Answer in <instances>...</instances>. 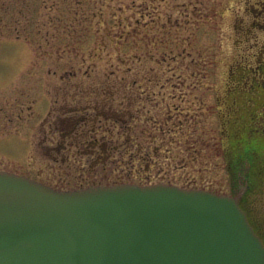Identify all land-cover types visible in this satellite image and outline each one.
<instances>
[{"label":"rangeland","instance_id":"374dc122","mask_svg":"<svg viewBox=\"0 0 264 264\" xmlns=\"http://www.w3.org/2000/svg\"><path fill=\"white\" fill-rule=\"evenodd\" d=\"M248 20L238 0H0V171L55 190L235 196L264 246V135L247 119L254 100L227 92L264 41ZM69 116L87 121L65 137L56 121Z\"/></svg>","mask_w":264,"mask_h":264},{"label":"water","instance_id":"95a60500","mask_svg":"<svg viewBox=\"0 0 264 264\" xmlns=\"http://www.w3.org/2000/svg\"><path fill=\"white\" fill-rule=\"evenodd\" d=\"M0 264H264L238 198L162 183L55 190L0 171Z\"/></svg>","mask_w":264,"mask_h":264},{"label":"flooded vegetation","instance_id":"af4514ba","mask_svg":"<svg viewBox=\"0 0 264 264\" xmlns=\"http://www.w3.org/2000/svg\"><path fill=\"white\" fill-rule=\"evenodd\" d=\"M238 4L239 9L244 12V14L246 13V15L249 16V32H245L251 34L250 36H248V38L251 36H255L257 31L264 33V0H238ZM236 19L239 21L238 23H240V28L242 29V25L244 26L242 18H239L237 16ZM240 40H237V42H239ZM255 49L256 52L250 55V59L245 58V60H242L245 64L242 65L243 68L241 76L239 71L240 66L238 64H234L235 68L232 67L228 71V73L230 72L235 80L234 85L231 86V89H227V92H232L231 94L234 96L246 97L249 101L254 100L255 107H253L254 109H252V111H249L250 117L247 119L253 131L256 130L257 132L264 135V112H258L259 99L263 98L262 104H264V41L261 45L256 46ZM252 104H250L251 107L254 106ZM246 161L249 160H243V163ZM245 165V169L248 170V162ZM238 175V184L241 186V189L243 188V190H245L247 183L244 180L247 177V171H244L243 175L241 173H239ZM241 180H243L244 183H242Z\"/></svg>","mask_w":264,"mask_h":264},{"label":"trees","instance_id":"16d2710c","mask_svg":"<svg viewBox=\"0 0 264 264\" xmlns=\"http://www.w3.org/2000/svg\"><path fill=\"white\" fill-rule=\"evenodd\" d=\"M40 33V32H39ZM38 33V34H39ZM40 36H39V38H40V42H39V39L37 38V35H36V37H35V40H34V38L32 39V43L33 44H38V45H40L41 46V41H42V39H41V37H43L41 34H39ZM92 53L90 52V56H92V57H95V56H97V52H94L92 55H91ZM66 65H68V66H66V67H68L69 69H70V71H66V72H64V74H62V76H72V77H75L77 74H76V72L74 71V70H72L73 69V64H71V63H66ZM69 110V112L71 113V112H74V111H77V109H68ZM78 110H80V109H78ZM92 112L94 113L93 115L94 116H97V117H103V118H107L106 116H107V113H105V111L104 110H101V111H99L98 110V108H92ZM113 119H116V118H113ZM86 121H87V117H85V116H77V117H73V116H69V117H61L60 119H58L57 121H56V127H58V128H60V131H62L64 134V136L65 137H69V136H72V134L74 133V132H76L77 131V129L79 128V126L81 125V124H85L86 123ZM249 134V133H248ZM250 135V134H249ZM65 148V146H62V147H55V150L56 151H59V150H61V149H64ZM96 148H98V146H94V149H96ZM100 148L103 150V151H105L106 149L105 148H103V146L101 145L100 146ZM235 148V149H234ZM237 148V149H236ZM232 149V150H231ZM240 148H238L237 146H231L230 147V150H231V154H232V156H234L235 155V152H236V150H239ZM248 153H250V151L248 152ZM248 153H246V155L245 156H247L248 155ZM248 190H249V188H248Z\"/></svg>","mask_w":264,"mask_h":264}]
</instances>
